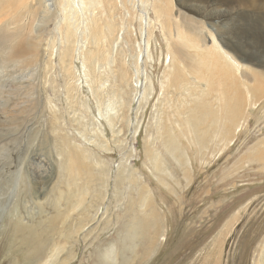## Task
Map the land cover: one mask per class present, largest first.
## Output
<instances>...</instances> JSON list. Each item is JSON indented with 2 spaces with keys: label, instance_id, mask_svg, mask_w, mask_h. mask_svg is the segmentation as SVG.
I'll return each instance as SVG.
<instances>
[{
  "label": "rangeland",
  "instance_id": "rangeland-1",
  "mask_svg": "<svg viewBox=\"0 0 264 264\" xmlns=\"http://www.w3.org/2000/svg\"><path fill=\"white\" fill-rule=\"evenodd\" d=\"M131 1L107 2L106 13L132 26L128 39L119 32V42L99 51L91 70L95 89L86 77L91 65L84 66L82 57L83 25L77 47L57 41L50 73L10 76V68L0 67V88L7 84L0 89V264H35L37 246L49 253L59 248L58 264H264V93L255 94L249 83L260 80L254 71L264 79V0H252V6L250 0H232L237 17L219 26L229 48L251 67L237 75L241 88L248 87L238 104L243 113L225 142L211 135L214 127L197 129L165 100L167 76L186 86L177 65L174 73L173 47L156 12L144 4L157 1ZM76 2L68 16L78 25L75 19L89 17L83 10L87 2ZM149 29L148 48L125 91L119 88L123 83H114L122 40L127 44L122 54L132 64ZM62 47L73 57L65 69L58 59ZM27 81L35 85L28 98L20 91ZM118 94L126 103L112 110ZM178 95L184 100L182 92L172 96ZM170 141L181 159L172 155ZM65 143L67 152L61 151ZM79 150L84 158H74ZM6 165L11 166L3 171Z\"/></svg>",
  "mask_w": 264,
  "mask_h": 264
},
{
  "label": "bare ground",
  "instance_id": "bare-ground-1",
  "mask_svg": "<svg viewBox=\"0 0 264 264\" xmlns=\"http://www.w3.org/2000/svg\"><path fill=\"white\" fill-rule=\"evenodd\" d=\"M73 1L76 2V0H0V67L10 68V76H13L16 71L23 74L31 72L33 75L37 69H43L47 71V73H50L51 69H55L53 68L54 62L52 58L53 55H55L54 49L57 41L59 40L61 45L75 43V46L77 47L80 26L83 25L84 31L82 35L84 36L83 41L87 49L86 51H82V57L85 62L84 66L88 67V63L91 65V67H88L90 72L89 74H86V77L87 80L89 79L91 81H88V84L91 86L94 84L95 89L96 79L92 71L95 61H98L101 58L99 51L101 49L105 50L106 46L109 44L113 46V43L119 42V32L125 31V39H128L132 23L128 20L123 21L120 16H117L118 20L115 21L116 17L110 16L106 13L108 0H81L82 3L87 2L86 5L89 6V8L86 6L83 9L85 10L84 16H88L89 18H83V22H80L81 18L75 19V22H79L78 25H75V23H72L70 16H68L77 8ZM118 1L120 2L119 4L126 6L127 0ZM137 1L142 3L143 0H132L130 3H136ZM156 1L157 4L156 2L153 4H147L148 1H145L144 4L147 6L146 8H153L157 15V22L159 21L162 25V29L167 32L169 42L173 47L170 55L171 63L175 66L174 73L176 74L178 72V68L180 80L186 85L179 87V83L176 80L167 76L162 82L165 86V90L169 93L165 100L170 101L178 113L187 115V121L193 125L195 124L197 129H201V127L204 126L206 128H208L207 126H210L211 128L214 127L215 129H210L213 137H216V139L221 137V140H224V142L229 140L228 137L232 133V125L235 122H238L237 120L243 113L242 108L238 105L240 104V99L244 97L242 89L248 87L246 83V87L241 88V84H244V81L241 77L237 81V75L240 74L243 69L249 71L251 68L250 66H247V64L242 63L243 61L248 62V60L242 59L241 62L237 53L229 48V41L223 39L224 34L222 33L221 28L219 29V26L224 22V19L232 17L236 13L234 7L232 6L233 1L176 0V5H174V0ZM76 3L78 6L80 5L79 0ZM159 3H164L166 5L162 7L159 6ZM250 3L252 6V0H250ZM81 12L83 11L81 10ZM176 14L179 15V18H176ZM214 15L217 17H214ZM119 23H122V26L128 23L126 30L123 28H116V24ZM57 25L61 28L56 29ZM149 28H154L151 22H149ZM151 29L147 30L149 35L146 37L145 44L144 46L142 45V48L138 53V57L133 60L132 64H127L126 58L124 57L125 54H122L126 53L124 48L127 47L126 41L124 42V39L122 40L123 50L118 51L117 56L119 57V60L116 62L114 61L115 69L117 70V77H115L114 83H119V86L120 83H123V85L119 88H126L125 91L129 89V84H131V75L134 78V71H138V64L141 58H143L144 50L148 48ZM172 40L176 41L174 42ZM63 50L64 48L62 47L60 50L61 52L58 55L61 69H65L66 65L68 67L72 63L73 59V57H71L70 60L68 59L71 54L69 49L66 51ZM120 60H122V62H120ZM132 67L134 69H132ZM254 74L257 75L260 80L256 78L253 81H249V83L253 82V89H256L255 94L257 92L259 95L264 93V79H262V76L259 75L258 72L254 71ZM188 77H193L194 79L199 80V82H197L195 86H191V82L185 81ZM247 81L248 80H245V82ZM26 83V86H24V88L20 91H23L27 97L30 96L29 94H31V92H33L32 90L35 88V85L33 82L29 81ZM6 86L7 84L4 83L0 89L5 88ZM91 86L90 88L92 90ZM146 86L144 87L143 97H145L148 90ZM18 91L19 90L12 89V93H17ZM66 91L73 92L74 89L72 90L71 88H67ZM77 92L75 93L77 94ZM164 92L165 91H163V93ZM178 92H182L181 98L185 96L183 98L184 100H180L179 95L177 96L178 98L172 96L178 94ZM204 96L208 98L200 104V100ZM29 100L30 103H34L32 99ZM191 100L192 102L189 103ZM124 103H126V100L118 94L117 99L110 104V107L113 110L116 105ZM51 104L52 102L50 101V107ZM122 111L123 113L121 115L126 113L125 109ZM31 117L32 116H30V118ZM117 119L118 117L111 118L110 123L116 121ZM223 125L225 126L224 129ZM218 127H221V130H218ZM170 144L172 155L176 159H181L183 157L181 150L172 141H170ZM6 145L8 146V144ZM61 146V151L67 152V150H69L67 143H65L64 147L63 144ZM172 146L174 147L172 148ZM254 149L258 148L256 147ZM10 156L12 157V155ZM76 157L84 158V152L79 150L74 158ZM85 160L88 161V159ZM10 166L11 165L4 166L3 171H5L6 167L10 168ZM22 177L23 176L20 178ZM2 178L4 177L2 176ZM21 185H23L22 182ZM69 188L68 190H70ZM51 203L53 202L51 201ZM64 209H66V207ZM66 211L68 210L66 209ZM58 215L55 216L56 218L54 217V219L58 220ZM83 228L84 227H82V229ZM59 252V248H53V250L49 253L47 252V249L43 250V248L37 246L33 249L32 255L34 259L32 258V261L35 260V264H58V257L60 256Z\"/></svg>",
  "mask_w": 264,
  "mask_h": 264
}]
</instances>
